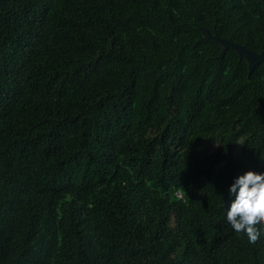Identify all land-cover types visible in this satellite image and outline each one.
I'll return each instance as SVG.
<instances>
[{
  "label": "trees",
  "instance_id": "trees-1",
  "mask_svg": "<svg viewBox=\"0 0 264 264\" xmlns=\"http://www.w3.org/2000/svg\"><path fill=\"white\" fill-rule=\"evenodd\" d=\"M264 0H0V264H264L227 222L264 173Z\"/></svg>",
  "mask_w": 264,
  "mask_h": 264
},
{
  "label": "clouds",
  "instance_id": "clouds-1",
  "mask_svg": "<svg viewBox=\"0 0 264 264\" xmlns=\"http://www.w3.org/2000/svg\"><path fill=\"white\" fill-rule=\"evenodd\" d=\"M235 196L227 211V222L236 233L256 245L264 235V173L248 171L229 189Z\"/></svg>",
  "mask_w": 264,
  "mask_h": 264
},
{
  "label": "water",
  "instance_id": "water-1",
  "mask_svg": "<svg viewBox=\"0 0 264 264\" xmlns=\"http://www.w3.org/2000/svg\"><path fill=\"white\" fill-rule=\"evenodd\" d=\"M201 41L213 42L221 45L223 47L221 58H224L226 52L230 49L236 51L241 59H245L247 61L249 68V76L252 75L258 65L264 63V51L257 54L253 51L248 50L246 47L238 43H234L230 40L220 37L216 33L212 34L208 30H204V37L201 39Z\"/></svg>",
  "mask_w": 264,
  "mask_h": 264
}]
</instances>
